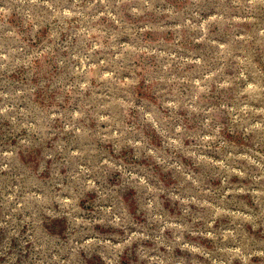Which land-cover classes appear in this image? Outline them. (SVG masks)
<instances>
[{
  "label": "rangeland",
  "instance_id": "374dc122",
  "mask_svg": "<svg viewBox=\"0 0 264 264\" xmlns=\"http://www.w3.org/2000/svg\"><path fill=\"white\" fill-rule=\"evenodd\" d=\"M0 264H264V0H0Z\"/></svg>",
  "mask_w": 264,
  "mask_h": 264
}]
</instances>
